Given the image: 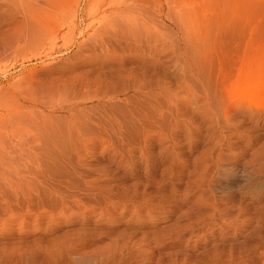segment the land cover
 <instances>
[{"label":"rangeland","instance_id":"374dc122","mask_svg":"<svg viewBox=\"0 0 264 264\" xmlns=\"http://www.w3.org/2000/svg\"><path fill=\"white\" fill-rule=\"evenodd\" d=\"M0 122V264H264V0H0Z\"/></svg>","mask_w":264,"mask_h":264},{"label":"bare ground","instance_id":"6f19581e","mask_svg":"<svg viewBox=\"0 0 264 264\" xmlns=\"http://www.w3.org/2000/svg\"><path fill=\"white\" fill-rule=\"evenodd\" d=\"M111 15L109 17H111ZM169 141H171V139ZM35 142L36 140L25 139L22 134H10V131L8 130L4 132V130H2V126H0V162L11 163L15 158L22 160L23 158H28L29 150L32 148V151H34L35 147L38 146V143L36 142V144ZM175 146H177L176 143Z\"/></svg>","mask_w":264,"mask_h":264}]
</instances>
